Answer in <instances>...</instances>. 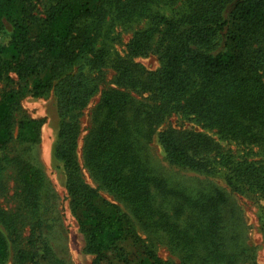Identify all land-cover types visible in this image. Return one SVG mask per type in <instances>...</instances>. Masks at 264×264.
<instances>
[{"label":"trees","instance_id":"trees-1","mask_svg":"<svg viewBox=\"0 0 264 264\" xmlns=\"http://www.w3.org/2000/svg\"><path fill=\"white\" fill-rule=\"evenodd\" d=\"M36 3L0 0V79L15 72L36 96L55 92L64 119L55 153L63 163L71 205L96 263L174 264L161 257L81 173V124L76 112L88 104L96 87L83 72L69 70L80 62L100 68L108 59L110 28L115 25L131 28L145 23L135 29L127 54L114 59L118 87L103 93L104 116L86 149L87 163L96 175L134 200L138 209L147 207L154 196V178L142 164L136 142L179 114L206 130L163 129L160 138L172 160L210 171L221 165L234 188L264 194V161L236 157L209 133L264 148V41L254 47L264 35V0H47L45 15L37 13ZM153 47L163 66L149 70L136 58ZM134 93H148L150 100L133 110ZM21 94L6 89L0 99V181L6 163L17 158L11 156L10 144L16 137ZM146 121L150 125L144 130ZM42 125L37 118L21 121L19 140L39 141ZM21 175L26 202L37 213L44 177L32 163L23 164ZM224 200L220 193L210 203L209 257L219 253L215 241L219 203ZM0 221L8 230L0 223V264H7L11 242L22 231L16 212L0 208ZM37 256L23 250L19 260Z\"/></svg>","mask_w":264,"mask_h":264},{"label":"rangeland","instance_id":"rangeland-1","mask_svg":"<svg viewBox=\"0 0 264 264\" xmlns=\"http://www.w3.org/2000/svg\"><path fill=\"white\" fill-rule=\"evenodd\" d=\"M36 2L37 13L45 15L47 0ZM166 10L167 14L172 15L170 8ZM143 26L145 23L135 24L131 28L121 25L111 27L107 61L100 68L80 62L69 70L83 72L96 87L88 104L76 112L81 124L78 156L82 175L88 183L98 188L105 200L121 210L128 222L161 257L174 264H264V194L234 188L221 165L220 169L210 171L174 161L168 155L160 138L163 129L172 126L206 130L190 118L173 114L161 125L153 127V132L148 136L143 134L138 138L136 145L142 164L154 178V196L142 210L138 209L134 200L108 187L87 163L86 149L90 135L104 116L101 106L103 93L118 87L114 59L117 55L127 54L128 43L135 29ZM263 41L264 35H260L254 47ZM136 60L149 70L163 66L161 54L154 47ZM10 76L0 79V99L6 89L14 88L22 91V100L21 107L15 113L16 137L10 144V154L17 158L7 162L3 169L0 208L17 213L22 234L11 242L12 254L7 264H98L95 254L87 248V236L81 229L79 215L73 209L67 191L63 163L55 153L64 120L57 96L53 90L36 96L31 92V85L20 80L15 72ZM133 96V110L140 102L150 100L148 93H134ZM28 118L43 120L41 138L35 143L23 142L18 138L20 122ZM149 125L148 121L144 122V130ZM209 133L220 141L224 150L232 149L236 157L264 161V148H251L222 139L216 131ZM26 163L37 166L44 177L39 188L37 213L26 202L25 183L21 175L22 166ZM220 193L225 200L219 203L221 221L217 230L220 235L215 241L219 253L217 257H209L206 249L209 238L206 235L209 228L213 230L210 203ZM0 223L8 233L5 225ZM23 250H32L38 256L35 260H19V253Z\"/></svg>","mask_w":264,"mask_h":264}]
</instances>
